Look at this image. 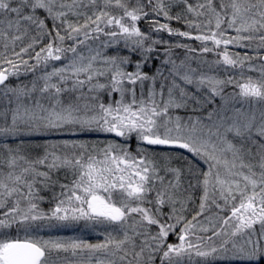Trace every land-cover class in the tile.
<instances>
[{"label": "snow or ice", "instance_id": "6c2138e0", "mask_svg": "<svg viewBox=\"0 0 264 264\" xmlns=\"http://www.w3.org/2000/svg\"><path fill=\"white\" fill-rule=\"evenodd\" d=\"M0 264H264V0H0Z\"/></svg>", "mask_w": 264, "mask_h": 264}, {"label": "rangeland", "instance_id": "374dc122", "mask_svg": "<svg viewBox=\"0 0 264 264\" xmlns=\"http://www.w3.org/2000/svg\"><path fill=\"white\" fill-rule=\"evenodd\" d=\"M44 207L46 208L47 206L44 205ZM90 239H95V237H90Z\"/></svg>", "mask_w": 264, "mask_h": 264}, {"label": "flooded vegetation", "instance_id": "af4514ba", "mask_svg": "<svg viewBox=\"0 0 264 264\" xmlns=\"http://www.w3.org/2000/svg\"><path fill=\"white\" fill-rule=\"evenodd\" d=\"M171 239H174V238L170 237V240H171Z\"/></svg>", "mask_w": 264, "mask_h": 264}, {"label": "trees", "instance_id": "16d2710c", "mask_svg": "<svg viewBox=\"0 0 264 264\" xmlns=\"http://www.w3.org/2000/svg\"><path fill=\"white\" fill-rule=\"evenodd\" d=\"M45 195H47V194H45ZM45 206H47V205H45Z\"/></svg>", "mask_w": 264, "mask_h": 264}]
</instances>
